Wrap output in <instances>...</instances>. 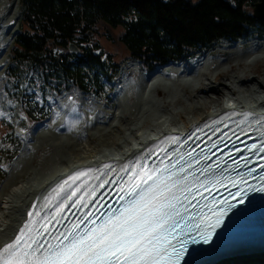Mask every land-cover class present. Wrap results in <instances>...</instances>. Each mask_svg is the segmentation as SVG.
<instances>
[{"label":"trees","instance_id":"obj_1","mask_svg":"<svg viewBox=\"0 0 264 264\" xmlns=\"http://www.w3.org/2000/svg\"><path fill=\"white\" fill-rule=\"evenodd\" d=\"M246 1L255 0H19V31L9 48L3 90L35 124L49 109L39 104L32 88L41 98L45 88L50 96L71 88L97 93L102 77L117 75L121 65L94 51L98 42L89 30L101 27L141 68L151 70L172 61L186 63L222 40L260 38L264 20L251 14ZM114 27L119 28L115 36L110 34ZM70 40L79 53L68 49ZM12 131L0 117V142L16 147Z\"/></svg>","mask_w":264,"mask_h":264},{"label":"snow or ice","instance_id":"obj_2","mask_svg":"<svg viewBox=\"0 0 264 264\" xmlns=\"http://www.w3.org/2000/svg\"><path fill=\"white\" fill-rule=\"evenodd\" d=\"M72 111L75 112L76 109L73 108ZM260 120L264 118L258 119L256 123L259 124ZM241 131L247 135L243 129ZM261 135L264 136V133ZM223 139L221 137L220 141L213 142L208 152L216 148L217 143H223ZM218 151L223 153V149ZM233 151L239 153L243 149L235 148ZM247 151L264 160V156H260V153H264V140L258 144L247 145ZM194 152L195 149L186 153V167L180 163L184 160L181 155L175 163L164 165L163 168L148 170L145 165L134 183L130 176V187L127 190L123 186L121 188L123 195L120 200L124 203L120 208L109 206V212L100 224L88 220L92 215L88 212L81 217L79 224L74 223L58 234L49 233L56 243L31 237L26 240L22 230L14 237V242L0 247V264H180L187 251L189 238L192 243H209L216 229L223 224L226 210L234 208L236 204H243L248 191L264 192V171L259 176V187H254L248 179L251 177L256 180L257 177L252 174L257 171V167L264 170V163L249 168L253 161L247 156H241L240 159L233 158L230 165L222 158L209 164L207 161L215 156L216 152H211V156L203 150L196 155H193ZM223 154L232 157V152ZM241 160L245 162L243 167L248 169L247 175L236 171L241 167ZM201 161L204 162L203 166L194 169L193 162L200 164ZM222 164L226 167H222ZM109 167L104 165L105 169ZM229 169L236 171V176L226 175ZM133 173L135 174L134 169ZM87 175V172H80L69 177V180L75 183ZM69 180L59 186L57 195L64 192V185H67ZM107 183L105 180L99 187L103 188ZM218 185L228 191V197L235 200V204L229 203L227 197L223 198L222 203L216 200L212 190ZM228 185L236 191H231ZM78 192L80 187L67 195L56 206L53 216L59 215L69 202L72 207L81 205L85 195L89 193L73 200ZM204 193H208V196ZM95 194L96 189L93 188L91 196L95 197ZM209 196L216 207H210L206 202ZM83 207H87L86 202ZM205 208L208 209L207 212L204 211ZM43 231L48 232L47 226H44Z\"/></svg>","mask_w":264,"mask_h":264},{"label":"rangeland","instance_id":"obj_3","mask_svg":"<svg viewBox=\"0 0 264 264\" xmlns=\"http://www.w3.org/2000/svg\"><path fill=\"white\" fill-rule=\"evenodd\" d=\"M251 5L252 3L247 4L250 11ZM9 28H12L13 35L7 46L2 50L1 46L4 44V37ZM18 31L19 0H0V117H4L10 126L13 127L12 132L16 134L18 139L15 141L16 147H13L15 144L11 145L6 142L7 140L0 142V155H2L0 158V192L2 184L18 171L15 168V163L18 157L24 153L25 143L32 145L30 143L34 142V140H39L40 143L35 145L34 148L30 146L32 148L28 165L31 172H41L43 169L60 161L62 157L59 156L61 154L59 152L61 150L60 146L56 147L53 142L56 136L72 135L81 129L90 131L94 128L92 126V123H95L94 119L99 120L103 115H105L104 118L108 117L111 112L117 110L118 106H121L126 111V115L130 114L128 111L130 108L133 110L145 108L146 111L143 112L145 121L143 124L148 125L152 117L164 113L174 114V109L184 107L195 100V95L200 93V87L204 86L205 75L211 77L214 82H220L227 81L226 76L230 73L241 74L244 82L238 86L239 89L237 91L240 93H245L246 84H251L247 80L248 76H264V33L260 38L247 37L238 38L234 41L222 40L216 48L190 57L186 62L188 64L205 54L203 55L205 56V62L203 61L194 67L190 73H187L193 79H199L193 86L181 80L179 72L173 69L162 74L164 79L168 81V85L162 82H155L152 85L146 82L145 77L161 66L150 70V72L143 70L140 63L129 56L123 44L107 37V34L101 31V27H98L96 32L89 31L91 40L98 42V46L94 48V51H102L103 58L111 57L112 60L121 65L117 75L114 76V79L106 76L102 77V89L97 93L71 88L57 95L49 96L46 94L48 89L45 88V97L41 98L40 92L36 88H32L34 97L39 104L43 103L42 106L48 107L49 113L41 121L30 125L27 118L22 116L18 110V104L10 100L3 90L5 83L4 69L8 60L9 48ZM118 31L119 28L114 27L110 30V34L115 36ZM1 53H3V57H1ZM255 54L259 55L251 60L252 62L246 61L247 58ZM178 61L181 60L172 62L177 63ZM31 72V70L28 71L30 74ZM32 74L35 75L34 73ZM22 86H25L24 82H22ZM157 88H159L160 93L156 92ZM230 96H232L231 93L225 88L222 101L226 102ZM164 98L174 100L172 108H168L166 104L161 105ZM177 98L179 100H176ZM73 108L76 109L75 112L72 111ZM51 129L53 132H50ZM43 130H48L50 135L47 137L43 132L38 133ZM38 134L41 135L39 136ZM112 135L117 138L120 132L114 129ZM94 141L97 146H103L101 143L103 141L97 135L94 136ZM14 148L16 149L13 151ZM9 154H12V157ZM63 154L67 153L64 152ZM65 157L63 156L62 158ZM25 177L16 178L17 184L24 182Z\"/></svg>","mask_w":264,"mask_h":264},{"label":"bare ground","instance_id":"obj_4","mask_svg":"<svg viewBox=\"0 0 264 264\" xmlns=\"http://www.w3.org/2000/svg\"><path fill=\"white\" fill-rule=\"evenodd\" d=\"M8 30H6L7 33L4 37V44L1 46L2 50L7 46L13 35L12 28ZM258 55L255 54L247 58L246 61L249 62ZM1 57H3V53H1ZM204 57L202 55L189 64L183 62L167 63L147 75L145 80L149 84L155 82L167 84L168 81L164 79L162 74L173 69L179 72L181 80L193 86L199 79H193L187 73H190L194 67L201 64L204 61ZM204 77V86L200 87V93L195 95V100L184 107L174 109V114L164 113L152 117L148 125L143 124L145 121L143 116V112L146 111L145 108L140 110L130 108L128 110L130 114L126 115V111L121 106H118L117 110L111 112L108 117L104 118L105 115H103L99 120L94 119L95 123H92L94 128L90 131L81 129L72 135L56 136L53 142L56 147L60 146L61 150L59 152L61 154L59 156L66 157H61L60 161L43 169L41 172H31L28 165L31 148L38 145L40 143L39 140H34V142L30 143L32 145L25 143L24 153L18 157L15 163V168L18 171L12 174L1 186L0 247L13 236L19 226L30 216L29 213H33L35 209L48 200L58 190L59 186L64 184V181L69 180V177L78 174L84 168L97 166L111 160L123 163L131 156L139 154L146 145L156 143L159 137L189 128L193 131L195 125L199 127L205 122L201 124L195 123L213 118L218 114L221 115L225 111L264 112V76H248L247 80L251 84L245 83V93L237 91L239 89L238 86L244 82L241 74L230 73L226 76L227 81L220 82H214L208 75ZM225 88L228 89L232 96L226 102H223L222 95ZM156 92L160 93L159 88H157ZM176 100L179 99L177 98ZM173 101L171 98H164L161 105L166 104L168 108H172ZM114 129L120 132L117 138L112 135ZM42 132L48 137L50 132L53 131L52 129L50 132L43 130L38 133ZM38 135L40 136L41 134ZM95 135L103 141L101 142L103 146L96 145L94 141ZM64 152L67 154L64 155ZM29 174L31 175L27 177ZM18 177H25L26 179L18 185L16 179ZM201 264H264V245L228 249Z\"/></svg>","mask_w":264,"mask_h":264},{"label":"water","instance_id":"obj_5","mask_svg":"<svg viewBox=\"0 0 264 264\" xmlns=\"http://www.w3.org/2000/svg\"><path fill=\"white\" fill-rule=\"evenodd\" d=\"M246 4L249 2L246 1ZM251 14L255 17L261 18L264 20V0H255L251 5ZM90 31V30H89ZM68 49L79 53V46L72 40L68 42Z\"/></svg>","mask_w":264,"mask_h":264}]
</instances>
